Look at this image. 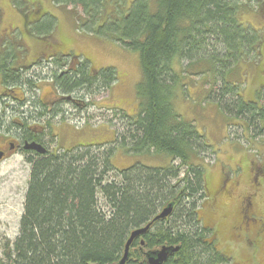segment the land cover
<instances>
[{"label": "trees", "instance_id": "16d2710c", "mask_svg": "<svg viewBox=\"0 0 264 264\" xmlns=\"http://www.w3.org/2000/svg\"><path fill=\"white\" fill-rule=\"evenodd\" d=\"M239 2L132 0L127 8L117 2L109 11L103 0H55L57 6H81L89 16L88 32L140 55L139 110L136 117L122 115L123 129L114 132L111 143L60 153L50 150L49 141L43 147L46 154L35 152L27 157L32 169L20 232L6 245L5 260L0 264H118L130 234L149 224L148 232L131 246L128 264H147L140 256V242L148 253L179 248L165 264H233V256L219 247L221 228H213L215 217L205 210L210 190L202 163L212 145L192 121L178 113L175 102L179 89L186 87V75L206 78L211 82L207 100L230 120L246 122L253 137L264 136V108L258 101L245 99L238 86L228 81L237 73L240 61L264 52L260 48L264 34L240 22ZM26 9L21 12L28 36H41L43 25L33 27L48 15L27 20L34 9ZM100 18L104 25L96 31L93 25ZM4 40L0 32V76L5 88L23 87L33 93L40 88L37 83L46 79L31 75L42 60L15 67L18 55ZM60 53L44 60L52 68L49 75L63 105H56L49 114L34 93L29 100L22 98L16 110L27 107L22 113L26 123L37 111L40 117L50 115L49 125L59 114L66 115V104L79 110L72 104L88 92L109 88L118 79L111 67L96 72L88 59ZM185 61L188 65L181 72L174 68V63ZM67 98L71 100L65 101ZM2 125L0 121V128ZM118 151L137 155L154 151L180 164L168 168L134 164L118 170L113 160ZM244 168L255 177L259 170ZM260 180L264 184V175ZM170 204H174L170 217L155 221ZM247 210L250 216L256 213L253 204ZM258 227L264 231V222L258 226L252 222V234H259Z\"/></svg>", "mask_w": 264, "mask_h": 264}, {"label": "rangeland", "instance_id": "374dc122", "mask_svg": "<svg viewBox=\"0 0 264 264\" xmlns=\"http://www.w3.org/2000/svg\"><path fill=\"white\" fill-rule=\"evenodd\" d=\"M117 2H122L127 8L132 0H103L104 5L108 4L109 11L116 7ZM238 7L240 22L263 35L264 0H240ZM25 8H27L25 12L36 10L28 14L27 19H39L42 14L48 15L40 25L33 27L39 29L43 25L41 36L34 34L35 39H32V36L29 38L26 32L25 17L21 12ZM99 10L102 11L101 8ZM86 19H89V16L81 6H57L55 0H0V32L18 55V61L14 66H26L33 60H42L38 70L31 72V75L41 80L43 77L46 78L37 83L40 88L33 92L36 98L49 102L56 94L52 76L49 75L52 68H48L45 60L61 54L60 52L88 59L96 72L108 67L117 72L118 79L112 86L84 95V100L89 104L87 110L79 111L68 104L64 106L69 113L61 117L62 122L59 119L54 120L53 126L57 125V128L53 129L52 135L47 139L50 141L49 148L53 150L52 152L59 150L61 153L62 150L68 151L73 147L111 143L115 140L114 132L121 133L123 129L122 115L136 117L139 110L136 92L143 79L140 55L136 51L126 49L120 43L88 32ZM97 21L93 25L96 31L104 25L103 19ZM263 44L264 42H261L260 48L264 51ZM243 60L240 61L237 73L231 74L228 81L238 86L245 99L258 101L264 108V52L262 55L258 52L251 54L246 61ZM187 65V61L181 65L176 62L174 68L181 72ZM183 80L186 87L179 89L176 108L184 119L195 124L198 132L205 135L208 144L212 145L211 152L203 156L205 160L202 163L210 192H213L214 185L223 178L240 182L232 195V202L225 201L222 204L221 200L219 206L213 208L208 192L209 201L205 210H209L208 214L213 218L215 214L212 211L217 213L215 223L218 227L214 223L213 228L215 230L221 228L228 234L226 226L220 227L218 219L222 223L231 221L232 226L242 223L249 213L242 202L244 197L251 198L256 209L255 216L251 215L248 218L264 222V184L256 188L251 187L252 173L250 169L246 171L244 168L246 166L255 170L260 168L264 172V136L253 137L255 133L249 131L246 122L230 120L216 104L207 100L211 88L209 80L187 75ZM5 89L3 77L0 76V93ZM13 91L16 92L12 93L13 96L18 95L21 99L29 100L33 94L23 87ZM5 102L11 107L16 105L17 108L16 101L8 99ZM15 118L21 119L19 114ZM71 123L84 124L85 128L79 129ZM67 127L75 131L74 137L70 138L67 135ZM84 129H91L92 133H87ZM113 160L118 170L134 164L151 168H168L171 164L178 167L180 164L179 161L173 163L168 156L154 151L143 155L118 151ZM31 169L27 157L22 155H13L0 163V263L5 260L6 245L14 242L20 232L19 226L25 211ZM224 217L227 219L223 220ZM256 224L258 226L259 223ZM258 230L259 227L256 231ZM225 233L221 232L219 247L233 256V264H264V237H259V241L254 237L259 246L252 247L246 243L245 237L239 236L232 242Z\"/></svg>", "mask_w": 264, "mask_h": 264}, {"label": "flooded vegetation", "instance_id": "af4514ba", "mask_svg": "<svg viewBox=\"0 0 264 264\" xmlns=\"http://www.w3.org/2000/svg\"><path fill=\"white\" fill-rule=\"evenodd\" d=\"M12 93H15L13 91V89H5L4 92L0 93V121L2 122V126L0 128V154H2V160L0 161V163H2V161L8 159V157H12L13 155H22V156H26V157H32V154L35 153L33 151H29L25 149V146L27 144H34L37 143L41 146H45L44 144L49 142L47 141L48 139V134L51 132H53V129L57 128V125L54 127L53 126V122L54 120L50 121L51 123L48 125V116H42L40 117V113H38L37 111H35L36 115H32V113L29 115V120L27 121V123L22 119V113L25 109L22 110H15L16 109V105H14V107H11L10 105H8V103H6V100H11L13 102H22L23 99L18 98L17 96H13ZM22 94V93H20ZM63 98L60 97L58 95V93L56 92V94H54L53 98L49 101L46 102L45 100H41L42 101V106L44 108H46L47 113L51 114L53 112V110H55V106L59 105L62 106L63 104ZM75 103V102H73ZM76 104V105H75ZM72 104L75 107H80L81 104L80 103H75ZM26 108V106H25ZM14 109V110H13ZM13 111V112H12ZM69 112L67 111L66 114H68ZM17 114L20 115L21 119H17L15 118L17 116ZM62 114H59L55 119H61ZM10 118V120H9ZM63 118V117H62ZM12 121V122H11ZM16 126L17 128H19V130L17 128H15L14 126ZM63 126V124H62ZM67 127L66 133L67 135H69L70 138L74 137L76 135L75 131L73 129H70ZM63 130V129H62ZM264 175V172H262V170L259 168L258 171H256V177L253 176L252 182H250L251 187L253 186V188L258 187V186H262V180L261 177ZM238 181H231L229 178H223V180L219 181V183L215 184L213 187V192H210V197L209 200H212V208L214 206V202L216 206H219L221 200H222V204L225 201H230L232 202V195L235 191V189H237V187L239 186ZM243 199V203L246 205L244 208L247 210V208L249 209V207L252 206L253 204V200L249 197H244ZM210 200V201H211ZM249 211V210H248ZM215 212V211H214ZM212 211L213 214H215V219L217 218V213H214ZM249 213L244 214L245 220L236 225V226H232V224H230L231 221L229 222H225L222 223L219 221V219L217 220L218 224L220 225V227H225L226 231L228 232L225 233V231H222L223 233H225V235L228 236V238H230V240L232 242H234L237 237L241 236V237H245L246 243L251 245L252 247H254L256 245V247L259 246L258 241L260 240L259 237H264V231L262 229H259V234H252L253 231H251V229L249 228V226L251 225L250 223H252L253 220H251L250 218H248L250 216ZM227 218L224 217L223 220H226ZM256 222L257 221H253V223L256 226ZM215 223V220H214ZM261 223V222H258ZM216 225V223H215ZM217 226V225H216ZM218 227V226H217ZM219 229V228H218ZM238 232V234H237ZM255 237L256 239H258V241H256V239L253 238ZM139 251H140V256L143 257L146 260V263L148 264V258H147V254L148 252L146 251V247H145V243L143 244L142 242H140L139 244ZM162 249V248H161ZM177 253V252H175ZM175 253H172L169 258L171 256H173ZM169 260V259H168ZM168 262V261H167Z\"/></svg>", "mask_w": 264, "mask_h": 264}, {"label": "water", "instance_id": "95a60500", "mask_svg": "<svg viewBox=\"0 0 264 264\" xmlns=\"http://www.w3.org/2000/svg\"><path fill=\"white\" fill-rule=\"evenodd\" d=\"M66 100L70 101L71 98H67ZM65 100V101H66ZM26 150L29 151H33V152H37L40 153L42 155L46 154V150L43 148V146L34 143V144H27L25 146ZM2 160V154H0V161ZM174 210V204H170L167 208H165L161 214L155 219V221H159V220H163V219H167L170 217V215L172 214ZM151 224H149L147 227H143L140 229H137L136 231H133L130 234V239L128 240L126 246H125V253L124 256L122 257V260L118 263V264H128L129 260H130V252H131V246L133 245V243L140 237H142V235L146 234L148 232V230L151 228ZM144 244V242H142ZM179 248H175V247H163L162 249H160L159 251H151L147 254V258H148V264H165L168 259L169 256L172 253L178 252Z\"/></svg>", "mask_w": 264, "mask_h": 264}, {"label": "crops", "instance_id": "0c3cea01", "mask_svg": "<svg viewBox=\"0 0 264 264\" xmlns=\"http://www.w3.org/2000/svg\"><path fill=\"white\" fill-rule=\"evenodd\" d=\"M29 38L31 37V36H28ZM32 39H35V38H33V37H31ZM84 130H86L87 131V133H92L91 131V129H89V130H87V129H84Z\"/></svg>", "mask_w": 264, "mask_h": 264}]
</instances>
